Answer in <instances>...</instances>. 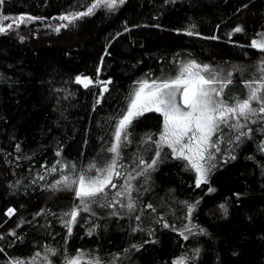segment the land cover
<instances>
[{
  "label": "trees",
  "instance_id": "obj_1",
  "mask_svg": "<svg viewBox=\"0 0 264 264\" xmlns=\"http://www.w3.org/2000/svg\"><path fill=\"white\" fill-rule=\"evenodd\" d=\"M91 3L0 4V16L37 18L0 33V264L35 256L63 264L78 254L83 264H173L181 256L186 264H264V121L223 149L197 187L188 160L168 146L157 157L163 117L144 113L122 142L116 187L88 201L91 211H81L68 234L65 213L80 204L76 185L51 186L65 175H103L88 166L111 161L107 149L138 81L171 74L181 60L236 65L226 91L233 100L245 96V80L264 61V51L251 47L264 33V0H125L55 30L68 23L60 16ZM77 76L94 83L85 88ZM127 181L133 211L128 193L115 196Z\"/></svg>",
  "mask_w": 264,
  "mask_h": 264
},
{
  "label": "snow or ice",
  "instance_id": "obj_2",
  "mask_svg": "<svg viewBox=\"0 0 264 264\" xmlns=\"http://www.w3.org/2000/svg\"><path fill=\"white\" fill-rule=\"evenodd\" d=\"M124 2L125 0H92V3L85 11L70 12L60 16V20L67 21L68 23L60 25L55 30L59 32L61 27H68L69 24H74L78 19L94 15L95 11L102 7L108 10H115L119 5L124 4ZM3 3L4 0H0V4ZM9 19L10 17L8 16L0 18V33H5L14 26L18 28L20 24L37 18L21 15L12 19V23H8L5 26L2 21ZM233 31L241 32L242 28L238 26ZM187 34L193 35L194 33L189 31ZM211 38L215 39L216 37ZM20 39L23 40L24 37L21 36ZM251 47L264 51V40H253ZM260 63L261 67L258 68V71L262 73L261 77L245 81V87L248 89L247 97L244 99L233 98L235 99L234 103H229L225 99V89L233 83L231 79L232 73H228L226 79L222 78L220 73L213 69L211 65H201L195 60L182 64L174 78L153 79L151 83L146 79L138 81L139 87L132 93V98L126 112L116 124L114 132L115 142L107 149L108 152L114 154L111 161L104 168H97L95 163L88 166L89 169H96L98 173H103V175H97L88 179L85 174H81L76 180H70L65 175L51 186L59 188V186L63 185V187L71 190L72 186L76 185L75 196L80 200V204L74 207L70 213H65L66 216L70 217V219L64 222L68 234L71 235L72 225L76 223L80 212L91 211L88 201H95L97 197L106 195L108 187H116L112 182V178L114 175L120 176V173L115 169L117 160L120 158L121 148L123 147L122 142L128 141L127 130L145 112L155 111L161 113L164 118L163 131L160 133L159 141L156 142L159 146L156 153L157 157L160 155L162 146L166 144L178 157L189 161L191 167L197 173V187L202 183H207V174L210 169L206 168L204 163L201 162H206L213 158L208 150L210 147H215V144L219 143V140L222 138L218 137L215 142L212 140L214 135L222 131L221 125L238 132L235 140L240 141L241 137L249 136L252 132L251 128H248L247 132L241 131V129L247 126V122L253 116H256L259 120H264V61ZM76 80L85 88L93 83L88 77L81 78L77 76ZM217 85L219 87H216ZM104 90L107 91V88ZM177 94L182 98V106L177 103ZM253 102L258 107H253ZM241 119H243L244 123L240 122ZM232 120L236 122L231 123L230 121ZM256 122V120H252V123ZM185 138H187V143H183ZM177 145H179L178 148ZM185 149H187L188 155H185ZM262 150H264V145H262ZM216 151H219V148H216ZM139 163L144 164L145 162L141 159ZM156 163L157 160L153 159L137 175H143L148 169L153 168ZM72 167L75 168V165H72ZM51 171L55 172L56 168L53 167ZM130 179H134V177H130ZM131 191L132 186L129 183L124 188V192H117L115 196L119 197L128 193L129 203L126 207L130 211H133L136 205L131 199ZM209 191H214V189L210 188ZM147 207L152 209L151 204L147 205ZM221 207L223 208L224 206L221 205ZM152 210L155 211V209ZM191 210L192 206H189V211L191 212ZM14 212L15 209L9 208L7 214L12 215ZM136 219L139 220V216ZM165 227H168V225H165ZM94 230H90L88 234L91 235ZM135 230L133 229V231ZM185 230L191 231L188 228ZM200 231L203 232L204 230L201 229ZM181 235H183V232H181ZM184 239H188V237L184 236ZM132 247L135 248L137 246L133 245ZM48 251L53 250L49 249ZM80 255L78 254L67 259L66 264H80ZM195 255H199V249L195 250ZM187 259L185 256L178 257L173 264H186ZM14 264H24V262L17 260ZM91 264H101V261L99 258H94Z\"/></svg>",
  "mask_w": 264,
  "mask_h": 264
},
{
  "label": "rangeland",
  "instance_id": "obj_3",
  "mask_svg": "<svg viewBox=\"0 0 264 264\" xmlns=\"http://www.w3.org/2000/svg\"><path fill=\"white\" fill-rule=\"evenodd\" d=\"M1 15V14H0ZM2 16H0V18H2ZM10 17L9 20H4L2 21V23L6 26L8 23H12V19H15L19 16H8ZM30 21L26 22V23H29ZM255 40H264V33H261ZM189 61V60H188ZM186 60H181V61H178L177 62V67L176 69L171 72V74L169 73H164V74H160V75H156V76H153L152 78H149L147 79L149 81V83H151V81L153 79H169V78H174L175 75L178 73L179 69H180V66L186 62H188ZM203 65V64H201ZM208 65H211L213 69H215L216 71H218L221 75L222 78H227L228 76V73H232V76H231V79H233V74L238 73L240 72V67L239 66H236V65H212V64H208ZM242 73V71H241ZM262 73L259 71L258 72H255L252 76H250L249 78H247L245 81H248V80H254V79H259L261 77ZM245 79V78H244ZM92 80V79H91ZM93 81V80H92ZM94 83V81H93ZM91 83V84H93ZM90 84V85H91ZM139 85L136 86V88H138ZM216 87H219L218 85ZM135 88V89H136ZM246 88V87H245ZM226 91H227V88L225 89V99L228 100L229 103H234L235 102V99L233 100H230L229 98L226 97ZM247 94H248V89L246 88V93H245V96L243 98H239V99H244L247 97ZM177 103L180 104L181 106L183 105L182 103V100H181V96L179 94H177ZM253 107H258V105L253 102ZM146 113V112H145ZM161 114V113H160ZM162 115V114H161ZM163 117V116H162ZM252 120H256L257 122L258 121H261L263 122L264 120H259L256 116H253L248 122H247V126L243 129H241V131H245L247 132L249 126H254V124L256 123H252ZM231 123H235L236 121L235 120H232L230 121ZM241 123H244L243 119H241L240 121ZM163 127H164V118H163V126H162V130L160 131V133L163 131ZM221 129L222 131L221 132H218L216 135H214L212 137V140L215 142L218 137H222L220 140H219V143H216L215 144V147H210L209 148V153L212 154V159H209L207 160L206 162L205 161H202L201 163H204V166L206 168H209V172L207 174V180L209 178V175L213 169V164L215 162V160L217 159V157L223 153V149L227 148V147H230L236 140H235V136L238 134V132L236 131H233L232 129L228 128L227 126H224V125H221ZM160 133L158 134V141L160 139ZM157 142V141H156ZM183 143H187V138H185V140L183 141ZM163 146H167L166 144L163 145ZM179 147V145H177V148ZM216 148H219V151H216ZM174 153V152H173ZM176 154V153H174ZM185 155H188V152H187V149H185ZM196 172V171H195ZM197 174V173H196ZM125 178L127 179H130V175H125ZM126 184H129V182H125L123 185H121V191H124V188L126 187ZM76 188V187H75ZM123 189V190H122ZM126 194V193H125ZM122 197H124V195H122ZM80 202V200H79ZM35 258V259H34ZM80 258V264H83V262H86V259L80 255L79 256ZM48 258L45 257V258H42V256H35L33 258H30V259H26V260H23L24 264H50L49 260H47ZM70 259V258H68ZM66 260H64L63 264H66ZM15 262V261H14ZM14 262L12 264H14Z\"/></svg>",
  "mask_w": 264,
  "mask_h": 264
},
{
  "label": "water",
  "instance_id": "obj_4",
  "mask_svg": "<svg viewBox=\"0 0 264 264\" xmlns=\"http://www.w3.org/2000/svg\"><path fill=\"white\" fill-rule=\"evenodd\" d=\"M181 100H182V98H181ZM182 103H183V101H182Z\"/></svg>",
  "mask_w": 264,
  "mask_h": 264
}]
</instances>
